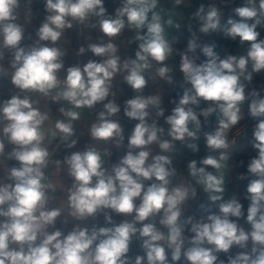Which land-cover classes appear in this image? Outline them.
Masks as SVG:
<instances>
[{"label":"clouds","instance_id":"9594fccd","mask_svg":"<svg viewBox=\"0 0 264 264\" xmlns=\"http://www.w3.org/2000/svg\"><path fill=\"white\" fill-rule=\"evenodd\" d=\"M32 3L0 0V78L9 77L18 90L0 102V164L4 159L18 162L6 169L7 182L0 181V264H177L182 259L184 264H264V96L255 89L246 94L254 75L264 72V39L257 31L264 26V0H243L234 9L239 19L229 18L223 25L216 3L199 5L190 19L198 22L200 33L222 31L241 46L248 42V49L221 58L215 45L197 43L189 23L192 38L180 54L179 70L190 86L171 101L175 106L166 117L160 90L145 94L148 79L172 82L167 62L174 55L175 37L169 38L166 28L180 25L161 0H119L111 14L105 0H43L47 15L35 32L37 39L25 45ZM173 6H186V0H173ZM73 28L81 35L83 29H98L108 39L78 50L77 55L90 51L98 60L65 70L66 52L58 42H69L66 32ZM125 29L133 33L137 49L134 58L122 60L113 41ZM197 48L206 57L199 63ZM61 71L66 72L63 78ZM117 75L135 93L122 105L113 90ZM49 101L63 102L60 118L53 119ZM246 102L256 121V155L247 164V175L236 177H251L245 214L237 196L225 199L224 192L225 175L233 167L228 153L236 143L229 134L244 119ZM97 104L102 110L88 126L93 143L58 158L60 144L75 147L84 109L94 110ZM121 111L137 123L126 153L109 168L105 158L111 152L104 145L120 148L125 139ZM213 114L217 126L204 133L209 154L200 166L196 160L187 163V178L178 176L176 143L198 152L192 141L198 139L200 117L207 124ZM161 117L167 130L158 123ZM153 144L162 154H151ZM6 146L11 149L7 153ZM62 172L71 178L70 187L60 179ZM197 186L209 201L218 202L219 212L181 219ZM62 213L81 222L103 214L108 226L76 225L64 234L55 228ZM113 214L123 219L116 223ZM134 241L143 255H129ZM234 247L242 251L233 255ZM220 253L227 259H220Z\"/></svg>","mask_w":264,"mask_h":264},{"label":"trees","instance_id":"16d2710c","mask_svg":"<svg viewBox=\"0 0 264 264\" xmlns=\"http://www.w3.org/2000/svg\"><path fill=\"white\" fill-rule=\"evenodd\" d=\"M163 1V0H161ZM218 1L224 2L226 5L224 8L217 7L219 8L221 12V24H226L227 20L229 18L233 19H239L235 15L234 9L239 6H243V0H186V6H180L181 11H182V18L185 23V27L178 31L175 32L170 36V38L175 37V42L173 43V46H177L181 49H186L187 48V43L189 39H191V33H189L187 26L189 23L193 25V31L196 33V41L201 47L204 45H215L214 51L218 53L221 58H223L226 54H233V55H240V54H246L247 49H248V42H245L243 46L239 44V40L237 39L236 41H232L231 39H227L223 36L222 31H218L215 33H212L211 35H206L203 33H200L198 30V22L196 20H192L191 15L197 11L198 7L200 4H204L206 7L211 4V3H216ZM119 0H109L107 4V11L111 14L114 12L115 7L118 6ZM223 11V12H222ZM194 21V23H193ZM257 31L260 32V39H264V26H258ZM134 49L136 51L137 49V43L134 41L133 42ZM193 55L192 53H190ZM195 55L199 58L197 60V63L200 61H203L206 59V57L203 55L201 52L200 48H197ZM181 60V55L174 53L173 57L167 62L170 67L173 68V72L171 73L172 75V84H171V99L169 102H166L163 104L162 107H164L170 114L172 108L175 106L174 104L171 103L173 99L179 100V98L182 96L183 91L186 87H189L190 85H187L183 81V74L179 70V64ZM261 76L260 74L254 75L253 79H258ZM122 87L127 91V95H121L119 93V87L114 86V88L118 91V95L116 97L117 102L120 103L121 105L123 104V101L126 99L133 98L135 95L134 91L131 89L130 86L124 82L122 84ZM156 90V86H152V79H148V84L145 88V93L146 94H153L154 91ZM261 96H264V87L261 89L260 92ZM203 106V105H202ZM244 108L247 113V119H250L251 117L248 114V103L246 102L244 104ZM202 123L203 122V117H200ZM242 122V121H241ZM207 128L200 130L198 132V139L195 141H192L193 143H196L198 145L199 151L198 152H193L191 149H189L185 144L176 143V152L173 154V160H174V165L177 168L178 173H184L188 177V172H187V163L191 160H196L198 162L199 166V161L203 158L206 157L208 150L206 147V140L204 133L205 132H211L215 130V127L217 126V117L215 114H213L209 118V122L206 124ZM253 129L247 130L245 134L240 135L239 137L236 138V143L232 147V149H229V161L228 164L230 166H233L231 169L232 175H231V188L234 192L241 193L243 195H246V189L247 185L249 183V180L251 177L248 179L244 180H237L236 177L240 174L247 175V164L250 160V158L254 157L256 155V150L253 148V143H254V136H253ZM232 131L230 133L229 139L232 137ZM238 145H242L244 147H238ZM182 169L179 171V169ZM208 170H211L209 167ZM241 203L244 205V210L246 214V209L248 207L249 201H247L245 198L241 200ZM113 220L118 223L121 220V216H117L113 214ZM241 224H244V220H241ZM108 226L105 223L104 216L98 223V227H104ZM245 228L247 229L248 226L244 224ZM251 245L249 244V248ZM235 250L242 251L241 249L238 248H233L231 250V254H235ZM136 252H142V250L139 247V242L134 241L133 244L131 245L130 249V256L134 257V253ZM220 259H227L226 255L221 257ZM177 264H184L183 259L180 262H177Z\"/></svg>","mask_w":264,"mask_h":264},{"label":"crops","instance_id":"0c3cea01","mask_svg":"<svg viewBox=\"0 0 264 264\" xmlns=\"http://www.w3.org/2000/svg\"><path fill=\"white\" fill-rule=\"evenodd\" d=\"M31 9H32L31 23L25 25V37L26 38L23 41V44H25V45L31 44L35 39H37V37L35 36V32L38 29V27L40 26L41 22L44 20L45 16L47 15V13L45 12V9H44L43 0H33V3L31 5ZM37 10H40V12ZM83 32H84V34L81 35L78 33L77 28L70 29L66 32V38L68 39L69 42H58V46L62 47L66 52V55L63 57L65 70L67 67L76 66V65H73L72 62L78 60L79 58L84 59L90 54V51H86L83 55H77L78 50L81 46H84L85 48H87L88 44L99 43V42H101V39H103L104 42H107L108 38L104 37L103 34L101 32H99L98 29H83ZM28 36H31L30 40L27 39ZM88 36H91V39H88L87 38ZM132 37H133V33L130 32L129 30L125 29L123 34L120 35L117 39H115L113 41L118 46L119 51L117 54L121 57L122 60L125 58H129V57L134 58L135 49L133 46V42H131ZM188 54L191 56L190 53H188ZM9 58H10L9 55L6 53L5 61H4V63L6 65L8 63ZM64 75H66V72L61 71V73H60L61 78H63ZM123 83H124L123 76L117 75L114 79V86L119 87V93L121 95H127L126 94L127 91L122 87ZM171 84H172V82L169 84L167 81H164L158 77L155 79H152V86H156V90L154 91L153 94H155L157 89L160 90L162 106L166 102H169L171 99V92H172ZM113 90L116 92V97H117L118 91L115 88ZM17 91L18 90L15 89V87L11 84L9 77L5 76L3 78H0V102H2L3 100L9 99ZM62 103L63 102H61V104H56V103L49 101V108L51 110V114H52L53 119L60 118V113H59L58 109L62 105ZM242 112L244 113V119L242 121H244L247 119V113H246V110H244ZM95 117L96 116H95L93 110H89L87 108L84 109L83 118L80 122L77 123L75 135L73 137V139L77 140V143H76L75 147H73L71 149L66 148L63 144H61L60 145V151H59L61 155H70L72 152L83 151V150H85L86 146L93 143L91 136H90L88 126L90 125V123L92 121L95 120ZM229 137H230V134H229ZM231 139H232V137H231ZM233 146L234 145H232L230 149H232ZM241 146L242 145H238V147H241ZM242 147H244V146H242ZM10 150H11L10 147L6 146L5 152L7 153ZM151 154L152 155L162 154L158 145L153 144L151 146ZM105 159L107 160L106 167H109V163H108L109 157H106ZM13 166H18V162L14 161V160L4 159V163L0 164V181L7 182V181H5L6 169L13 167ZM209 171H214V170L211 169ZM231 175H232L231 171H228L225 175V192H224V198L225 199H228V194L232 190V188H231ZM178 176H182V177L187 178V176L184 173H178ZM60 179L62 180V182L66 188L71 186L72 180L70 177L67 176L66 173L62 172ZM228 180H230L229 183H228ZM197 192L201 193L202 197L198 198L196 196L195 199H190V200L186 201L184 208H183V211H186L189 208H191L199 200H201L203 202H207V203L211 202L208 200L207 195L203 192V190L199 186H197ZM58 195H59V193H58ZM65 219L67 220L66 223L64 222ZM122 219H123V217L121 216V220ZM88 223H89V219L86 221H83V222L76 221V220L72 219L71 217H67L66 213H62L61 217L57 218L55 228L61 230L62 232H64V234H67L69 231L72 230V228L74 226L80 225L81 227H87ZM158 227H159V225H158ZM51 230H53V229H50V231ZM186 235H188V234H186ZM234 252L237 253L239 251L235 250ZM225 255L226 254H224V253H220L219 257L221 258Z\"/></svg>","mask_w":264,"mask_h":264},{"label":"built area","instance_id":"2783aa9c","mask_svg":"<svg viewBox=\"0 0 264 264\" xmlns=\"http://www.w3.org/2000/svg\"><path fill=\"white\" fill-rule=\"evenodd\" d=\"M108 2H109V0H105L106 9H107ZM217 5L219 7H222V8H224L226 6L224 4V2H222V1H218ZM37 11L40 12V10H37ZM193 23H194V21H193ZM173 48H174V53L179 54V55L186 50V49H181V48H179L177 46H173ZM98 59H99L98 57H95L90 52V54L86 58H84V59L79 58L78 60L72 62V64L73 65H81L82 66L83 64L87 63L89 60H98ZM263 87H264V72L261 73V76L258 79H256V80L253 79L251 81V83L247 85L246 94H247V92H249V91H251L253 89L261 92V89ZM102 107H103L102 104H97L95 106V109L93 110L95 116L100 110H102ZM244 110H245V108L243 106L242 111H244ZM164 115L166 117V116L170 115V113L165 109V114ZM119 122L121 124L122 129H123V135L125 137L123 145L120 148H116L112 144L104 145V147L111 152V155L109 156V160H108L109 167H111L112 164L117 163L119 161V159L126 153V151H127V147L126 146H127V143H128V137L131 135V132L134 129L135 124L137 123V121L126 117L123 114V111H121V113L119 115ZM158 123H159V125L163 126L165 128V130H167L168 125L165 123L163 117L159 118ZM255 124H256V121L253 118L246 119V120L240 122V124H238L232 130V133H233L232 134V138L233 137L237 138L240 135L245 134L247 132V130H250V129L254 128ZM57 143H59V141ZM114 150H116V152H117V157L116 158L113 157V151ZM59 151H60V148H59ZM59 151H58V158L63 159V157L66 156V155H61ZM208 154L209 153H207V155ZM181 170L182 169L180 168L179 171H181ZM229 181L230 180H228V183H229ZM232 195H236L237 198L240 200V202L245 197V195H243L241 193H238V192H234L233 190H231L230 193L228 194V199L231 198ZM197 197L201 198L202 197L201 193L197 192ZM218 212H219L218 202L217 203H213V202L207 203V202H203V201L199 200L191 208H189L186 211H183L181 219H186L188 217H193L195 220H199L201 218H206V216L209 213H217L218 214ZM102 217H103V214H99L95 219L89 218V223H88L87 227L89 229H91L94 225L98 226V223L102 219ZM186 234H188V233L186 232ZM136 255H143V252L134 253V256H136Z\"/></svg>","mask_w":264,"mask_h":264},{"label":"water","instance_id":"95a60500","mask_svg":"<svg viewBox=\"0 0 264 264\" xmlns=\"http://www.w3.org/2000/svg\"><path fill=\"white\" fill-rule=\"evenodd\" d=\"M161 7L165 11H167V10L173 11L174 12V20L176 21V23H179V25H180V27L178 29L176 27H168V28H166L167 36L170 38V36L172 34L182 30L185 27V23H184L183 18H182V11H181L180 7H175L174 8L173 0H163V1H161ZM131 42H134L133 37L131 38ZM189 128H190V130H193L194 126L190 124ZM206 128H207L206 124H201V129L200 130H203V129H206ZM113 157L114 158L117 157L116 150L113 151Z\"/></svg>","mask_w":264,"mask_h":264},{"label":"rangeland","instance_id":"374dc122","mask_svg":"<svg viewBox=\"0 0 264 264\" xmlns=\"http://www.w3.org/2000/svg\"><path fill=\"white\" fill-rule=\"evenodd\" d=\"M170 84V83H169Z\"/></svg>","mask_w":264,"mask_h":264}]
</instances>
